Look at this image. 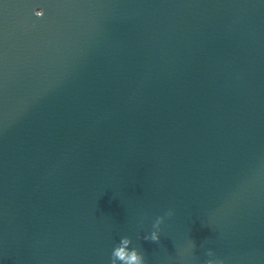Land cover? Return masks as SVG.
<instances>
[{
	"label": "water",
	"instance_id": "1",
	"mask_svg": "<svg viewBox=\"0 0 264 264\" xmlns=\"http://www.w3.org/2000/svg\"><path fill=\"white\" fill-rule=\"evenodd\" d=\"M125 236L264 264V0H0V264Z\"/></svg>",
	"mask_w": 264,
	"mask_h": 264
},
{
	"label": "clouds",
	"instance_id": "2",
	"mask_svg": "<svg viewBox=\"0 0 264 264\" xmlns=\"http://www.w3.org/2000/svg\"><path fill=\"white\" fill-rule=\"evenodd\" d=\"M37 14H41L42 10L37 9ZM166 216H171L172 211L169 210L166 214ZM164 216H158L157 221L158 224L163 222ZM146 241H152V242H159L160 240V234L157 232H153L151 235H146L143 238ZM130 243L129 237H122L120 240V244L124 245L125 247L115 246L111 253V264H115V260L118 258L120 260H126L129 262V264H145L144 256L143 254L138 251L137 249L133 248L131 249V252L129 253L126 251V245Z\"/></svg>",
	"mask_w": 264,
	"mask_h": 264
}]
</instances>
